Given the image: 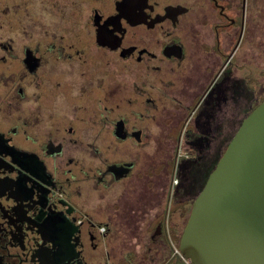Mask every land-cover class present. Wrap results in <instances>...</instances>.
I'll return each instance as SVG.
<instances>
[{
  "label": "flooded vegetation",
  "instance_id": "1",
  "mask_svg": "<svg viewBox=\"0 0 264 264\" xmlns=\"http://www.w3.org/2000/svg\"><path fill=\"white\" fill-rule=\"evenodd\" d=\"M263 77L264 0H0V264H188L140 158L164 199Z\"/></svg>",
  "mask_w": 264,
  "mask_h": 264
},
{
  "label": "water",
  "instance_id": "2",
  "mask_svg": "<svg viewBox=\"0 0 264 264\" xmlns=\"http://www.w3.org/2000/svg\"><path fill=\"white\" fill-rule=\"evenodd\" d=\"M180 249L193 264H264V101L195 198Z\"/></svg>",
  "mask_w": 264,
  "mask_h": 264
},
{
  "label": "rangeland",
  "instance_id": "3",
  "mask_svg": "<svg viewBox=\"0 0 264 264\" xmlns=\"http://www.w3.org/2000/svg\"><path fill=\"white\" fill-rule=\"evenodd\" d=\"M263 61V60H261ZM260 61V62H261ZM261 81H264V77L260 79ZM254 83V82H253ZM243 102H239L235 104L232 108L226 107L225 109L221 110V113L217 114V123L214 126L215 131L217 132V138L209 140L208 142H205L203 150L201 152H198V159L195 164L193 163H184L181 162L179 165V162H176V166L174 168L175 170V176H173V184L176 182V179L178 178L177 175L180 171L179 169H182L184 172L183 176V182L180 187L175 188V184L171 187L167 186L166 193L167 196L163 199L164 194V187L167 181V173H166V160L167 157L170 156V153L172 152V146L169 144L170 142H165L164 139H158L155 142L156 144V164L152 162L151 159L153 158H140L141 164L148 165L150 164V169L155 168L156 169V183H152V194L156 195L159 199H163V204L159 205L158 198H155L157 201V208L156 213L158 215H162L163 218L167 217L170 219V213H173L174 211H177L179 207L186 208V212L189 214L188 210L192 207V203L194 199L198 196V194L202 191L203 187L205 186L210 172L212 171L213 167L217 164L220 157L224 153V150L228 143L231 141L235 133L238 131L239 127L241 126L243 119H245V115L247 111H249V107H244ZM231 112V113H230ZM230 115V116H229ZM227 119L225 120V117ZM186 139V138H185ZM183 140V139H182ZM187 140H183V143L186 145ZM152 144V143H151ZM142 146L141 150L148 149L149 147ZM153 149V145L151 146V151ZM187 151V150H186ZM185 154L184 147L180 150V155ZM154 156V153H153ZM147 157V156H145ZM150 160V162L148 161ZM148 168H146L145 172H147ZM143 175V174H142ZM180 177V176H179ZM147 179L146 177H142L141 180ZM143 182H141V185L143 186ZM155 192V194H154ZM187 205V206H185ZM166 215V216H165ZM161 216V217H162ZM179 220V219H178ZM183 219H180L179 221H176L175 230L173 233V243L176 245H180L181 237L184 231ZM166 223V222H165ZM168 223V222H167ZM144 228H147L148 222L146 221L145 224L142 223ZM166 225V224H165ZM164 227V224L163 226Z\"/></svg>",
  "mask_w": 264,
  "mask_h": 264
},
{
  "label": "trees",
  "instance_id": "4",
  "mask_svg": "<svg viewBox=\"0 0 264 264\" xmlns=\"http://www.w3.org/2000/svg\"><path fill=\"white\" fill-rule=\"evenodd\" d=\"M189 164V163H188ZM194 202V201H193ZM192 206H193V203H192ZM191 210H192V207L188 210V212H189V214L187 213H185V211H184V214L182 213V216L181 217H179V218H177V217H175V218H173L172 219V221L176 224V221H179L180 222V219H183V222H181L182 224H183V227L185 228V226H186V224H187V221H188V218H189V216H190V213H191ZM179 219V220H178Z\"/></svg>",
  "mask_w": 264,
  "mask_h": 264
},
{
  "label": "built area",
  "instance_id": "5",
  "mask_svg": "<svg viewBox=\"0 0 264 264\" xmlns=\"http://www.w3.org/2000/svg\"><path fill=\"white\" fill-rule=\"evenodd\" d=\"M180 253L183 255L185 261H186L188 264H193V263L191 262V260H190L189 258H187V257H186L181 251H180Z\"/></svg>",
  "mask_w": 264,
  "mask_h": 264
}]
</instances>
